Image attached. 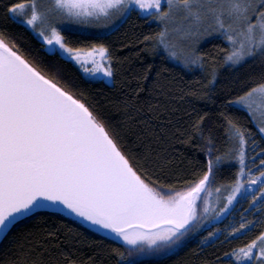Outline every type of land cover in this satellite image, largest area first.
Instances as JSON below:
<instances>
[{
    "label": "trees",
    "instance_id": "1",
    "mask_svg": "<svg viewBox=\"0 0 264 264\" xmlns=\"http://www.w3.org/2000/svg\"><path fill=\"white\" fill-rule=\"evenodd\" d=\"M15 2L0 0V33L5 42L58 86L82 99L138 174L161 195L191 187L208 169L210 157L215 161L210 188L232 185L239 170L232 158L239 142L226 132L229 119L245 129V157L253 173L264 167V137L249 113L233 104L235 97L264 82V53L233 65L224 59L227 42L213 36L197 50L203 63L183 66L160 48L155 37L161 28L153 17L131 11L108 33L62 31L64 43L73 49L106 46L110 82L87 79L76 64L57 51H47L10 15L8 4ZM213 69L215 77L209 82ZM261 204L254 213L245 199L231 214L235 227L223 219L210 226L218 232L215 239L202 242L204 231L193 233L176 251L157 259L138 258L137 249L42 207L3 233L0 264H237L232 250L264 231V199ZM232 228L237 231L231 232ZM114 249H122L125 257H118Z\"/></svg>",
    "mask_w": 264,
    "mask_h": 264
},
{
    "label": "snow or ice",
    "instance_id": "2",
    "mask_svg": "<svg viewBox=\"0 0 264 264\" xmlns=\"http://www.w3.org/2000/svg\"><path fill=\"white\" fill-rule=\"evenodd\" d=\"M29 2L31 14L25 15ZM167 5L161 10L162 0H52L38 10L35 0H17L8 4V11L23 16L27 25L39 32L48 45L55 41L77 62L80 50L64 43L65 37L55 26V18L49 21L51 13L65 19L107 18L135 7L148 10L149 15L154 9L155 19L164 21L182 8L187 24L180 35L192 38V47L183 57L185 64L189 60L193 64L203 63L202 54L194 51V45L210 30L227 35L230 45L224 58L227 62L237 64L257 51L264 53V0H167ZM38 22H43L42 28L36 27ZM168 31L162 28L155 39L176 56L175 41L170 44L166 38ZM85 56L92 61L94 71L96 67H103L99 60L108 59L107 48L104 44H92ZM103 70L111 75L110 67ZM144 75H148L147 69ZM214 77L213 69L209 82ZM254 95L264 100V82L234 99L244 103L251 113L253 108L248 101ZM258 108L262 110L258 131L264 137V103ZM228 125V136L239 142L236 158L240 168L224 201L225 208L244 183L240 175L245 171L246 145L245 129L231 119ZM248 134L251 135L250 130ZM214 162L210 157L208 169L191 187L168 196L161 195L152 183L138 174L85 102L13 51L0 33V230H6L18 216L33 209L59 208L62 204L94 225L111 230L130 245L145 240L150 245L175 241L195 220L197 194L209 181ZM248 176L249 186L253 182L264 185V167L259 172H249ZM261 193L264 187L257 196ZM204 211H208L207 205ZM244 227L241 223L240 228ZM216 231L213 229L206 237H212ZM206 237L201 238L202 242ZM114 251L118 257H125L122 249ZM253 252L256 257L264 258V231L233 249L231 256L237 264H250L246 258ZM260 264H264V259Z\"/></svg>",
    "mask_w": 264,
    "mask_h": 264
},
{
    "label": "rangeland",
    "instance_id": "3",
    "mask_svg": "<svg viewBox=\"0 0 264 264\" xmlns=\"http://www.w3.org/2000/svg\"><path fill=\"white\" fill-rule=\"evenodd\" d=\"M35 3L37 5V8L45 7L49 4L52 3V0H35ZM167 5V0H162V8H166ZM131 11H136L138 14L141 16H152L154 21L160 26V28H167L170 31L167 33V40L171 44L173 41H175V51H176V56L171 55V49L166 50L163 44H159L160 48L166 53V55L174 62L181 64L183 66H189V65H196L189 62L187 64L184 63V55L187 53V49L189 47H192V44L190 43V40L192 39L191 37H186V36H181L180 31L183 30L184 26L187 24V19L185 18V13L184 9L180 8L175 10L174 12L171 13V15L164 21H159L155 19V10H152L151 15L147 14L148 10H140L138 8H133L132 10H126L124 14L116 16L113 14L112 16H109L107 18H104L103 16H91V17H80V18H60L59 16H55V13H51L49 15V21L53 18H55V26L60 30L61 34L63 30L70 29L78 32H83V33H91V34H104L108 33L109 31L113 30L115 27H117L122 20L131 12ZM31 14V3L29 2V6L25 10V15H30ZM10 15L18 22L26 26L43 44L44 48L47 51H53L52 49H55L61 56L64 58L72 61L74 64H76L80 69L83 75L87 79H103L108 82H110V77L111 75H108L103 68L109 67L108 59L104 60L101 59L99 60V64H101L103 67H96L95 70L93 71V63L90 59H86V51L87 50H80L78 55L80 56V61L77 62L76 59L73 58L72 55L65 53L62 49H60L59 45L53 41L52 45H48L44 40L43 37L37 32L35 29H33L32 26L27 25L26 21L24 20V17L21 15ZM62 15H67L66 13H62ZM253 19L255 18L254 16L252 17ZM207 23V22H205ZM225 23H227V19H225ZM37 28H42L43 27V22H38L36 24ZM203 27V24H202ZM47 31L50 33V27L47 28ZM233 34V33H229ZM213 36H221L224 38V40L227 42L229 45V41L227 40V35L223 32H216V31H209L207 35L201 36L199 39L195 41L194 45V51L197 53V50L199 46L204 44L209 38ZM239 38H237L238 42ZM229 50H230V45H229ZM261 52L257 51L253 55L249 57H253ZM246 57L245 59L249 58ZM244 59V60H245ZM230 63V62H227ZM240 63V62H238ZM237 63V64H238ZM232 64V63H230ZM236 65V64H233ZM248 103L252 105L253 111L250 113L248 111L247 106L244 103L234 101L233 104L236 106L244 109L249 113V115L252 117L256 127L258 128V124L261 122V109L258 108V105L261 103H264V100H261V98L258 95L252 96ZM239 148V147H238ZM238 148L235 150V155H233L232 158H234V161L237 162L239 168H240V163L239 159L236 158V151ZM245 171L241 173L240 179L244 181V183L240 186L239 190L236 192L235 196L233 199L228 203L227 208H225L224 201L227 198L228 193L232 190V185L231 186H222L218 188H210V179L206 183L205 187L197 194V200H196V217L193 222H191L190 227L178 238V240L171 241V242H157V244L150 245L148 242L145 240L143 242H138L137 245H130L124 242L122 239L118 238L115 233H113L109 229L103 228L101 225H94L92 222L87 221L85 218L80 217L79 215L72 213L70 210L66 209L65 207H59V208H53V207H45L51 210H54L60 214H63L67 217H70L80 224L86 226L87 228L102 234L108 238H111L129 248L132 249H137V252L135 253L138 258L141 257H146V258H151V259H157L161 258L165 255H168L174 251H176L186 240V238L191 235L195 234L196 232L199 231H204V238L206 237V234L209 232H212L213 229H210V226L212 224L218 223L219 221L225 219L226 224L230 227H235V218L232 217V215L235 214L234 208L238 206V204H242L245 199H248L249 202H251V207H254V213H257L259 209H261V201L264 199V193H261L260 196H257V193L260 192L261 187H264V185H261L258 182H253L251 186H249V172H253V169L249 167V163L246 160L245 157ZM182 191V190H181ZM177 192V191H176ZM173 192H168L164 194L163 196H168ZM256 197L255 200L252 199V197ZM207 205L208 211L205 213L204 208ZM237 208V207H236ZM223 209V211H220ZM36 209L31 210L30 212L23 214L21 216H18L12 223L17 221L18 219H21L23 217H26L27 215L31 214L33 211ZM233 212V213H232ZM232 214V215H231ZM11 223V224H12ZM10 224V225H11ZM9 225V226H10ZM8 226V227H9ZM6 230H0V238L3 235V233ZM218 232L216 231L212 237H206L204 239L205 242L211 241L215 239L217 236ZM203 237V236H202ZM201 237V238H202ZM142 245V246H141ZM159 245V246H158ZM233 258V257H232ZM249 259L250 262H254L257 264H260V261L264 258L261 257H256L255 252H253L252 256Z\"/></svg>",
    "mask_w": 264,
    "mask_h": 264
},
{
    "label": "water",
    "instance_id": "4",
    "mask_svg": "<svg viewBox=\"0 0 264 264\" xmlns=\"http://www.w3.org/2000/svg\"><path fill=\"white\" fill-rule=\"evenodd\" d=\"M49 203H52V202H49ZM61 206H62V207H65V206H63L62 204L60 205V207H61Z\"/></svg>",
    "mask_w": 264,
    "mask_h": 264
}]
</instances>
